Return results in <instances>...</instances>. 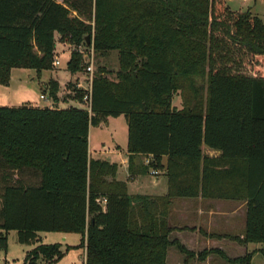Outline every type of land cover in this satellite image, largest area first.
<instances>
[{
  "label": "trees",
  "instance_id": "obj_1",
  "mask_svg": "<svg viewBox=\"0 0 264 264\" xmlns=\"http://www.w3.org/2000/svg\"><path fill=\"white\" fill-rule=\"evenodd\" d=\"M57 35L95 54L117 52L119 70L116 79L104 68L94 76L91 113L0 107V249L7 252L11 231L26 246L39 233H65L81 236L85 264H167L172 248L189 260L194 253L171 238V209L200 195L243 198L246 232L237 240L264 243V22L226 0H0V85L14 69L51 70ZM85 69L74 50L68 72ZM197 77L207 83L205 108L174 106ZM46 91L59 100L57 82ZM78 94L82 104L86 92ZM120 116L130 167L152 157L143 174L165 170L167 195H130L116 164L90 159L91 127ZM254 254L230 259L211 250L199 260L252 264ZM63 257L60 244H42L24 264Z\"/></svg>",
  "mask_w": 264,
  "mask_h": 264
},
{
  "label": "crops",
  "instance_id": "obj_2",
  "mask_svg": "<svg viewBox=\"0 0 264 264\" xmlns=\"http://www.w3.org/2000/svg\"><path fill=\"white\" fill-rule=\"evenodd\" d=\"M57 37L58 35L56 36V40ZM15 70L16 69L12 71L10 84L5 87H12L13 74ZM77 76V74H71V78H69L66 83L71 82L74 78L76 79ZM52 81L57 82L59 84V100L54 102L50 99L48 92L45 91V93L42 94L46 96V99L44 100L43 104H28L27 106L35 108L67 109L70 107H75L74 104L82 105L76 100H73L72 98L64 100L62 96L64 93L63 91L65 89V83H61L59 80L51 79L49 82L46 83V85H48ZM64 104L65 106L63 107L62 105ZM7 107L18 106H12L11 104H9V106ZM110 120L111 118L108 119L107 122L104 124L109 123ZM203 152L205 155H208L211 158H218L221 155L220 152L209 150L206 147H203ZM89 155L90 159L96 160L93 158V152L90 147V141ZM100 155H105V157L98 160L106 161L110 164H116L118 166L116 180L127 184L128 193L130 195H148L153 197H163L167 195L168 180L166 177L165 170L158 171L159 174L156 176L155 179H153V181H150L148 179L151 175L152 170H150V172H148L147 174H143L144 167L146 166L145 161L147 159H151L152 157L145 155L137 156L134 159L133 165L130 167L127 143L123 147L115 146V148L109 150H107V148L104 146L103 151L100 152ZM163 164L165 166L167 164L166 157L163 158ZM161 175H164L166 177L165 182L161 181V179L159 178V176ZM241 196L243 197V191H241ZM246 224L247 202L244 201L243 198L222 199L210 195L208 197H203L200 195L199 197L192 199H176L173 202L170 216V225L174 229L171 238L177 239L182 245L187 248L188 251L194 253V257L190 258L189 260H186V257L184 255L183 257L182 254H180L178 251V253H176L175 251L171 253L170 249L167 255V264H180L179 258L181 256L184 258L183 264H208L211 260H214L216 255H208L204 261L199 260V255L204 251L211 250L222 251L230 259L243 257L248 252H255L253 260L257 255L260 254H262L264 257V243L244 245L238 242L237 239L244 238L246 232ZM41 234L44 233L38 234L37 242L34 245L28 246L30 248V251L34 250L39 245L44 244V238H46L47 241V235H45V237H42ZM45 234H58L59 239L54 240L52 242H48V240L47 243L50 244L44 245L60 244L61 247L63 246V243L68 241L70 236V234L65 233ZM79 249H81L82 251L80 255V260L82 261V264H85L86 249ZM173 259H175L176 261H173ZM59 262L60 261L54 264H59Z\"/></svg>",
  "mask_w": 264,
  "mask_h": 264
},
{
  "label": "rangeland",
  "instance_id": "obj_3",
  "mask_svg": "<svg viewBox=\"0 0 264 264\" xmlns=\"http://www.w3.org/2000/svg\"><path fill=\"white\" fill-rule=\"evenodd\" d=\"M60 2L62 0H59ZM227 6L231 10L251 11L254 15L258 16L264 22V0H226ZM74 50L84 51L86 62L88 61L89 51L83 47H77L71 43L70 37L61 38L57 37V45L55 51V58L57 56L61 65L56 67L53 65L51 70L42 71L38 74L35 70L29 69H16L13 74V83L11 88L0 86V106L7 107L9 104L12 106L23 107L28 104H43L44 100L40 99V96L46 91V83L51 79L59 80L64 85L63 99L72 98L76 100L79 97V89L77 83L82 84L86 88V75L84 72L77 74V78L72 79L71 82H67L71 78V74L67 70V64L70 59V55ZM92 59V57L90 56ZM94 60V76L104 68L109 73L110 79H116L117 72L119 70L118 53L112 52L106 55L95 54ZM48 92V91H47ZM70 92V93H68ZM207 99V83L202 78H195L193 82H185L183 90H179L174 95L173 105L179 109L183 108V105H194L196 101L203 104L205 108ZM63 107L65 106L62 105ZM76 108H85L84 102L82 105L74 104ZM128 140V127L126 118L120 116L119 118H111L107 124L101 126L91 127L90 129V147L93 152V158L98 160L105 157L100 155L105 146L107 150L115 148V146L123 147ZM150 172V171H149ZM156 176L150 175L149 180L153 181ZM161 181L165 182L166 177L164 175L159 176ZM42 237H48L47 241L52 242L58 240V234H41ZM46 238L43 239L44 244L47 243ZM81 244V236L78 234H70L68 241L63 243L61 251L65 254L59 264H82L80 255L81 249L77 248ZM70 247V248H69ZM73 247V248H72ZM76 247V248H74ZM30 248L26 245H22L18 242V235L16 231H11L8 235V249L7 252H3L0 249V264H24L25 258L29 253ZM176 249H171V253ZM181 256V255H180ZM183 256V255H182ZM179 258V263L183 264L184 256ZM173 261H176L173 259ZM208 264H228L221 257L216 256L214 260H211ZM252 264H264V257L262 254L257 255Z\"/></svg>",
  "mask_w": 264,
  "mask_h": 264
},
{
  "label": "built area",
  "instance_id": "obj_4",
  "mask_svg": "<svg viewBox=\"0 0 264 264\" xmlns=\"http://www.w3.org/2000/svg\"><path fill=\"white\" fill-rule=\"evenodd\" d=\"M90 52L89 56H88V61L86 62V69H85V75H86V88L83 87L82 84H79L76 82L77 87L81 90H84L86 92L85 97H84V104H85V108L89 113H91V106H92V85H93V80H94V60H93V56H94V50H88ZM82 53H84V51H81ZM90 56L92 57V59L90 58ZM53 65L56 67H59L61 65L60 61L58 60V58H55ZM42 100L46 99L45 95H41L40 97ZM151 159H147L145 161L146 165L150 164ZM159 173L156 170H152L151 171V175L153 176H157Z\"/></svg>",
  "mask_w": 264,
  "mask_h": 264
},
{
  "label": "water",
  "instance_id": "obj_5",
  "mask_svg": "<svg viewBox=\"0 0 264 264\" xmlns=\"http://www.w3.org/2000/svg\"><path fill=\"white\" fill-rule=\"evenodd\" d=\"M87 45L90 46V39L89 37H86Z\"/></svg>",
  "mask_w": 264,
  "mask_h": 264
}]
</instances>
